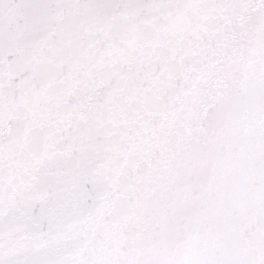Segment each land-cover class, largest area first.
<instances>
[{"label": "snow or ice", "instance_id": "obj_1", "mask_svg": "<svg viewBox=\"0 0 264 264\" xmlns=\"http://www.w3.org/2000/svg\"><path fill=\"white\" fill-rule=\"evenodd\" d=\"M0 264H264V0H0Z\"/></svg>", "mask_w": 264, "mask_h": 264}]
</instances>
